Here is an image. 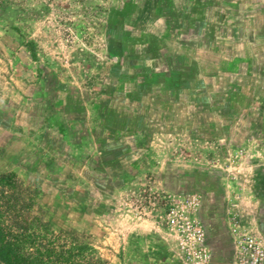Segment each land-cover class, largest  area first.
Masks as SVG:
<instances>
[{
    "label": "rangeland",
    "instance_id": "374dc122",
    "mask_svg": "<svg viewBox=\"0 0 264 264\" xmlns=\"http://www.w3.org/2000/svg\"><path fill=\"white\" fill-rule=\"evenodd\" d=\"M0 176L28 234L104 264H181L161 195H198L229 264L234 216L264 232V0H0Z\"/></svg>",
    "mask_w": 264,
    "mask_h": 264
},
{
    "label": "built area",
    "instance_id": "2783aa9c",
    "mask_svg": "<svg viewBox=\"0 0 264 264\" xmlns=\"http://www.w3.org/2000/svg\"><path fill=\"white\" fill-rule=\"evenodd\" d=\"M164 222L173 240L175 258L181 264H212L213 251L198 213L201 197L195 194L163 193ZM230 223V264H264V232L242 230L240 219Z\"/></svg>",
    "mask_w": 264,
    "mask_h": 264
},
{
    "label": "trees",
    "instance_id": "16d2710c",
    "mask_svg": "<svg viewBox=\"0 0 264 264\" xmlns=\"http://www.w3.org/2000/svg\"><path fill=\"white\" fill-rule=\"evenodd\" d=\"M10 182L9 177L0 176V264H104L82 256L88 251L86 246H73L70 250L56 252L52 242H39L45 235L28 234L27 219L22 214V207L18 209L16 204L19 194L9 197L4 192L3 187ZM30 206L29 203L24 208Z\"/></svg>",
    "mask_w": 264,
    "mask_h": 264
},
{
    "label": "crops",
    "instance_id": "0c3cea01",
    "mask_svg": "<svg viewBox=\"0 0 264 264\" xmlns=\"http://www.w3.org/2000/svg\"><path fill=\"white\" fill-rule=\"evenodd\" d=\"M173 4H174V0H173ZM170 5H171V2L169 4L167 3V7L168 8L170 7ZM197 11H199V8H197ZM178 17H183V19H186V17H184V15H180ZM183 19H182V21H183ZM202 20H198L199 26H201V27H203V24L208 21V20H204V21H202ZM183 22L186 23L187 21L184 20ZM184 28H186V27L184 26ZM207 31L208 30H206V29L205 30L203 29V31L201 33L191 31V33L188 35L190 37V39L189 40L187 39L188 41H186V42H188V43L185 44L186 49H184L185 50L184 51L185 54H183L184 58L183 57L180 58V59H183V61H181V60L179 61V62L182 63V66H183L182 70H180L178 68H175L173 66L171 67L172 68V72L175 73V77H178L179 78V81H178L179 86L182 85L184 88L187 87V84H190V82L186 78L189 77V75H191V73L192 74L193 73L196 74V70H193V67L192 66L196 65L195 67H198L196 63L198 62V60L200 58H202L204 56V54L206 52V49L205 48H208L209 47V42H210L209 41V39H210L209 35H210V31H208V32ZM185 36H187V35H185ZM207 36L209 37V39H208ZM204 39H208L207 45L205 44V40ZM208 64H210L212 66V62H210V60H209V63ZM189 67H191V68H189ZM218 69L220 70L221 69V66ZM186 72H188V76H184V74ZM201 104H204V103H201ZM206 115L208 116L210 114L208 112H206ZM127 117L128 116H126L125 118H127ZM125 118L122 116L121 120L122 119H125ZM128 127L129 126H126V127H124V129L127 130ZM208 243L210 244L209 241H208ZM210 247L212 249V246H210ZM213 250H214V248H213ZM230 250H231V247H230ZM231 254H232V250H231ZM213 256H214V254H213ZM230 258H231V256H230ZM229 264H230V260H229Z\"/></svg>",
    "mask_w": 264,
    "mask_h": 264
},
{
    "label": "clouds",
    "instance_id": "9594fccd",
    "mask_svg": "<svg viewBox=\"0 0 264 264\" xmlns=\"http://www.w3.org/2000/svg\"><path fill=\"white\" fill-rule=\"evenodd\" d=\"M164 217H165V210H164ZM163 225L165 226V222L163 223Z\"/></svg>",
    "mask_w": 264,
    "mask_h": 264
}]
</instances>
